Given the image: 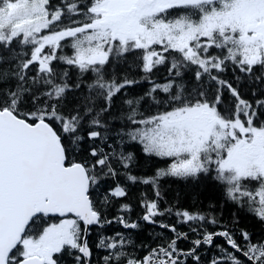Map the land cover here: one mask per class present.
Returning a JSON list of instances; mask_svg holds the SVG:
<instances>
[{"label":"snow or ice","instance_id":"1","mask_svg":"<svg viewBox=\"0 0 264 264\" xmlns=\"http://www.w3.org/2000/svg\"><path fill=\"white\" fill-rule=\"evenodd\" d=\"M0 264H264V0H0Z\"/></svg>","mask_w":264,"mask_h":264}]
</instances>
